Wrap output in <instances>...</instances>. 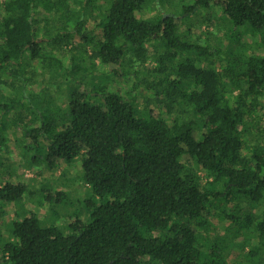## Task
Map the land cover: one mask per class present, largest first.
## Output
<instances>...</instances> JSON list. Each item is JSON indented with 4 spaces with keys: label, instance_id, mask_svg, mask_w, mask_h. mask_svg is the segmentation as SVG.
<instances>
[{
    "label": "trees",
    "instance_id": "trees-1",
    "mask_svg": "<svg viewBox=\"0 0 264 264\" xmlns=\"http://www.w3.org/2000/svg\"><path fill=\"white\" fill-rule=\"evenodd\" d=\"M96 2L0 0V139L5 117L46 167L78 156L99 199L65 231L16 217L0 264H231L213 218L231 238L255 237L237 264H264V55L237 35L246 26L264 48V0L184 5L228 18L214 50L166 11L138 16L149 0ZM35 66L47 79L30 92ZM58 78L63 110L47 85ZM27 187L4 182L0 200ZM63 196L45 193L48 215Z\"/></svg>",
    "mask_w": 264,
    "mask_h": 264
},
{
    "label": "rangeland",
    "instance_id": "rangeland-1",
    "mask_svg": "<svg viewBox=\"0 0 264 264\" xmlns=\"http://www.w3.org/2000/svg\"><path fill=\"white\" fill-rule=\"evenodd\" d=\"M97 1V5L103 3L101 0ZM189 3L190 0H149L147 7L138 16L146 17L150 11L160 9L162 12L166 11L165 13L176 17L179 32L182 34L185 30H188L191 39L196 40L197 43L201 45L208 44L213 50L216 49L214 36H217L218 40L225 43L227 41L225 30L230 28V22L224 14H221V10L213 7L210 11L211 18L209 17L208 19H205L203 11L192 13L188 17L186 14L181 15L182 7ZM212 19L215 21L219 19L218 22L216 21V25L211 23ZM93 23L95 22L90 21L87 23L86 28L93 27ZM245 29L246 26L237 29L238 39L240 38L243 42L246 40L244 43L247 45L249 52L264 55V48L256 47L259 39L256 36L249 39L247 37L248 32L246 31L248 28ZM95 33L96 30L94 29L89 34L95 35ZM195 37L198 38L195 39ZM235 37L237 36L235 35ZM66 58L68 56H65V60ZM42 71L44 70L38 66L36 69L38 75L35 78L36 82H38L32 85V89L29 88L30 92L31 90L38 91L40 87L45 85L47 76H42ZM61 81V78H58L56 81L50 79L49 84H47L54 98L51 104L59 110H63L62 105L59 103L65 99L64 97L65 95L67 96L68 92L67 84H63ZM55 83L56 85H54ZM30 104L32 105V101ZM3 119V128H7L0 139V184L22 181L28 187L20 200H0V246L13 240L11 236V223L16 217L32 213L40 220L43 219L49 225L56 226L62 231L67 230L68 224L74 219L84 220L87 207L90 204H98L99 199L92 195L90 185L85 184L82 179L79 157L77 156L68 162H61L48 168L42 157L44 150L38 152L34 146L26 148L25 145L24 147L26 143L25 138L24 136L21 137V134L16 130L14 120L12 122L6 120L5 117ZM262 122L264 125V117L262 118ZM40 141L38 144L44 143L42 139ZM37 155H41V157ZM33 157L36 158L33 159ZM46 192L64 193L63 198L50 207V210L54 212L49 215L48 210L50 205L43 197ZM212 221L215 227L221 231L220 234L223 235L225 233L227 240L230 242L225 253L228 261L231 264H237V260L242 255L239 244L243 242L244 237L231 238L233 234L230 233V230L226 229L228 227L226 222L214 218ZM254 239L255 237L251 235L247 238L246 242H243L246 244L244 250L255 243Z\"/></svg>",
    "mask_w": 264,
    "mask_h": 264
}]
</instances>
